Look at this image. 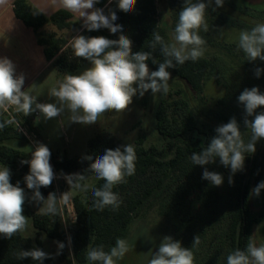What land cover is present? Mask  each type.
Returning <instances> with one entry per match:
<instances>
[{"label":"clouds","instance_id":"clouds-1","mask_svg":"<svg viewBox=\"0 0 264 264\" xmlns=\"http://www.w3.org/2000/svg\"><path fill=\"white\" fill-rule=\"evenodd\" d=\"M101 0H51L52 5L71 13L87 31L107 29L112 34H119L118 39L104 36H85L77 34L69 43L76 58H82L89 66L78 74L66 73L57 86L49 90V96L54 102H38L37 97L25 91V75L17 73L16 65L6 56H0V110L5 112L14 107L17 113L25 117L38 113L45 122L61 116L65 111L70 115L69 123L81 125L96 124L99 117L108 112L125 113L130 110L134 97H143L149 90L153 97L157 94L166 96L170 91L169 69L178 68L187 61L197 62L206 51L207 41L199 34L202 30L207 33L209 26L206 11L211 8L224 6L225 0H184L178 20L170 39H165L158 33H152L153 39L149 45L151 51H133L132 40L123 34V26L115 23L118 20L116 11L109 7L113 0H107L105 8L96 7ZM137 0H115L116 8L124 13L135 11ZM7 0H0V8L6 6ZM215 5V6H213ZM223 35V32H221ZM237 49L244 53L249 63L264 61V22H254L250 29L240 30L235 38ZM159 46L163 61H159L153 53ZM158 65L151 71L147 61ZM264 68L256 67L254 75L259 78ZM238 104L243 107V125L250 131L247 140L241 131V126L235 116L227 123L215 128V135L199 152H193L189 159L193 165L203 167L202 179L211 186L220 187L224 184V176L215 171H209L206 165L219 164L230 170L228 184H234L235 174L245 170V159L255 154L257 143L264 139V93L259 87L245 88L238 96ZM251 118V119H250ZM15 124L20 130L21 123L15 119L0 122V130L7 125ZM35 147L31 150V159L21 160L20 163L29 166V172L24 176L29 196L20 182H10L11 171L4 165L0 167V236L10 240L18 233L28 229V217L23 215L26 201L38 205L42 215L57 214V198L54 192L45 198L40 189L49 187L57 178L50 164L51 151L39 141H33ZM83 160L89 161L87 170L95 175L97 180H103L102 187L93 188V208L103 212L106 208L116 211L123 203L120 195L113 189L126 183L136 171V152L132 144L105 149L101 154L85 155ZM63 178L71 189L87 192L89 185L81 183L85 180L83 174L65 175ZM264 190V180L251 189L250 194L259 197ZM76 220L75 209H72L71 221ZM67 222V221H65ZM44 237H42L43 239ZM57 252L53 255L38 247L20 250L16 253L17 260L31 258L35 264H43L46 259H54L62 253L65 243L55 241ZM201 240L196 235L191 248L182 246L180 240L170 235L164 236L158 251H149L146 264H196L193 249H198ZM71 245V237H68ZM130 245L127 239L117 238L115 245L105 251L103 245L91 247L86 254L89 264H118ZM226 264H264V244L249 240L244 249L236 248L229 252Z\"/></svg>","mask_w":264,"mask_h":264},{"label":"rangeland","instance_id":"rangeland-1","mask_svg":"<svg viewBox=\"0 0 264 264\" xmlns=\"http://www.w3.org/2000/svg\"><path fill=\"white\" fill-rule=\"evenodd\" d=\"M181 3H184V0H163V3L159 4V19L166 29L169 39L177 22L176 11L177 8L181 7ZM206 20L209 31L205 33L201 30L199 33L207 41L203 58L213 63L216 73L208 77L200 92L189 90L176 75L170 72L172 79L169 81L170 91L168 95L157 94L153 97L149 90L142 98L139 96L133 98L129 111L125 113H105L93 125L69 123L68 117L70 114L67 111L47 122L43 120L42 116L36 117L35 113L25 117L22 113L13 111L16 115L23 116L31 121V126L35 131H38L40 127L42 128L39 136L52 153L66 155L70 158H82L88 155L89 142L99 136L111 140L115 148L126 144L141 146L145 149L152 146L159 149L167 147L168 141L164 140L156 130V111L162 101L167 103L169 112L176 118L181 119L187 114H191L193 118L191 128H197L201 134L207 132L210 128L215 130L217 126L227 123L233 116L241 125L243 120L241 122L240 117L243 116L244 110L238 104L237 98L245 88L254 86L259 87L263 93L264 85L261 82L264 83V73L256 78L254 65L264 68V61L247 62L244 53L237 49L235 38L240 30L252 28L254 22H264V0H225L224 6L217 8L216 11H212L211 8L207 10ZM221 32H223V35H221ZM57 34L68 41L62 53L67 52L69 62L73 64V62L79 60L80 58L74 56L69 43L74 34L69 31H62ZM88 66L89 63L86 62L78 69L64 72H60L55 66L51 67L32 86L33 95L37 97L38 102H54V98L49 96V90L57 86V82L62 80L66 73L78 74ZM244 76H248L247 79L251 81V84L248 80L243 82ZM229 113L230 116L227 118ZM34 117L35 120L33 121ZM248 134H250V131L247 132ZM247 135L245 136L246 140ZM19 149L29 155L32 150L28 142L21 144ZM256 149L255 154H252L253 165L250 167V172H248L246 178L245 205L248 217H259V220L252 225L249 237V240H254L259 245L264 244V190L261 191L259 197L252 196L250 192L253 187L264 180V139L258 142ZM172 156L167 155L165 160H169ZM2 166L4 165L0 163V167ZM204 167L224 176V184L218 187L219 202L215 206L207 207L203 199L190 196L184 207L174 206L170 195L174 190H177L179 179L178 175L170 173L165 182L169 187H166L165 193L160 196L164 201L160 203L159 198H151L145 203L140 217L135 218L132 223L127 238L130 249L125 257L118 261V264H146V259L150 258L148 252L150 250L158 251V245L166 235L180 240L182 246L186 248H191L194 236L199 235L201 243L198 249H193L195 262L196 264H206L203 260L213 252V246L217 249L220 246L218 238L216 239L219 233L216 234V231L221 232L226 224L224 220L220 221V215L213 214L210 218V214L214 209L218 213L221 210L220 206L227 202L229 172L219 164V160L215 164ZM200 173H203L202 166H200ZM96 181L95 176H91L81 183L89 185L90 188ZM58 185L59 190L55 192L57 198L63 193L68 196L67 201H64L61 197L56 205L62 216V226L67 231L71 222L72 209H75L74 200L77 196L82 197L85 192L71 189L67 181L65 183L63 181L62 184L59 182ZM26 193L29 196L32 194L30 192ZM43 196L47 198V195ZM29 206L31 210L41 214L38 205L30 202ZM172 207H176L173 212H171ZM23 215L28 217L24 211ZM184 224L187 227L189 226L190 230ZM21 235L32 240L37 237V231L30 217H28V229L22 232ZM42 237L44 238L42 239ZM40 238L43 243L42 250L54 255L57 252V244L55 243L57 240L49 238L45 234H42ZM66 255L73 260L71 245H67ZM219 257L218 252L210 259L212 264H217ZM54 262L55 264H67L62 258V253L55 256Z\"/></svg>","mask_w":264,"mask_h":264},{"label":"trees","instance_id":"trees-1","mask_svg":"<svg viewBox=\"0 0 264 264\" xmlns=\"http://www.w3.org/2000/svg\"><path fill=\"white\" fill-rule=\"evenodd\" d=\"M160 3H163V0H137L135 11L131 13H124L116 8L115 0L109 5L116 11L118 16V20L115 23L122 25L123 34L132 40L133 51H151L149 45L153 39V31L158 32L165 41L169 40L168 33L159 19ZM106 4L107 0H101L96 7L105 8ZM180 6L175 14L176 20H178V14L183 3ZM105 11L107 12V8H105ZM14 12L18 19L22 20L27 27L33 29L37 34L38 44L44 48L47 61L53 62L60 72L78 69L87 61L80 58L73 64L70 63L66 55L67 52L62 53L68 41L58 36L55 32L41 31L46 25H52L58 31L72 32L73 36L81 34L85 36H104L109 39H118L119 36V34L110 33L107 29L89 32L82 28V22L76 20L69 12L64 10H59L47 17L27 0H16L14 2ZM158 49L159 46L153 55L162 62L163 57ZM147 63L149 68L158 69V65L153 64L151 60L147 61ZM256 67L258 66L254 65V69ZM169 71L176 75L193 92H200L208 77L216 73L213 63L203 57L197 62L187 61L185 64L178 66V68H172ZM247 77L244 76L243 82L248 80ZM248 81L251 84V81ZM261 84L264 85L263 82ZM260 91L262 92V90ZM168 107L167 103L162 101L156 111V130L164 140L168 141L167 147L159 149L152 146L149 149H145L141 146H134L137 157L135 174L127 177L126 183H122L113 189L123 201L118 210L113 211L111 208H106L103 212H99L93 208L94 197L92 189L102 187L103 180H97L82 197L77 196L75 198L74 206L77 219L68 226L67 231L62 226L61 215L58 211L55 216L42 215L31 210L30 202L26 201L23 206L24 213L32 219L33 226L37 231V237L32 240L18 233L8 240L0 236V264H35L31 258L17 260L16 253L21 249L29 250L33 247L42 249L43 243L40 238L42 234L65 243L66 246L62 250V258L67 264H89L86 254L91 247L103 245L105 251H108L115 245L117 238H128L132 223L135 218L140 217V213L149 199L159 198L160 203L164 201L160 196L165 193L166 187H169L165 182L169 178L170 173L178 175L179 179L177 190H174L170 195L174 206L184 207L186 200L190 196H197L203 199L207 207L215 206L220 200L218 187L211 186L208 181L203 180L200 166L193 165L189 159L193 152H199L210 142V139L215 135V131L210 128L207 132L201 134L197 128H191V120L193 119L191 114L179 119L171 115ZM260 110H264V108L258 109V111ZM229 116L230 113L227 118ZM6 120L5 117L0 115V122ZM240 120L242 122L243 116L240 117ZM240 126L246 140L245 136L249 130L245 129L243 122ZM249 136L250 134L247 135V139ZM24 143H27L25 138L20 136L12 125H7L3 130H0V163L10 169L11 183L15 184L19 181L20 186L26 192L32 193L24 183V176L28 174L29 166L20 163L21 160L31 158L29 154L19 149V146ZM114 148L115 146L111 140L99 136L89 142L88 155L95 157L105 149ZM167 155L173 156L169 160H165ZM50 159L54 169L58 172H63L67 175L80 173L84 175L85 179L95 176L87 170L90 162L82 158H70L66 155L51 152ZM252 165V155H248L245 159V170L235 174L232 186L228 184L227 202L220 206L221 210L218 213L214 209L210 214V218L213 214L220 215V221L224 220L226 224L223 226L224 229H221V232L216 231V234L219 233L216 239L218 238L220 246L219 249L213 246V252L203 260L206 264H212L210 259L218 252L220 257L217 264H226V257L230 251L246 247L252 225L259 220L257 216L248 217L245 205L246 178ZM227 172L230 174L229 169H227ZM40 192L42 195L47 196L49 193H55L56 189L53 182L49 187H42ZM176 207H172L171 212ZM184 226L186 225L184 224ZM188 227L186 226V228ZM69 236L71 237L73 260L66 255ZM43 264H55V262L54 259H46Z\"/></svg>","mask_w":264,"mask_h":264},{"label":"crops","instance_id":"crops-1","mask_svg":"<svg viewBox=\"0 0 264 264\" xmlns=\"http://www.w3.org/2000/svg\"><path fill=\"white\" fill-rule=\"evenodd\" d=\"M15 1L16 0H7L6 6L0 8V56H6L12 60L16 65V71L18 74L24 73L25 83L23 87L25 91L33 95L32 86L34 83L41 76L46 74L54 64L53 62L47 61L44 48L38 44L37 34L33 29L27 27L22 20L16 17L14 12ZM27 1L47 17L62 10H57L52 5L51 0ZM73 17L78 20L75 16ZM80 22H82V20ZM41 31L55 33L62 32L58 31L52 25H46ZM1 112L2 110H0V114ZM32 120L34 121L35 118ZM40 128L38 130L39 132L36 131L38 135L42 131V128ZM72 223L73 222L71 221L70 224Z\"/></svg>","mask_w":264,"mask_h":264},{"label":"built area","instance_id":"built-area-1","mask_svg":"<svg viewBox=\"0 0 264 264\" xmlns=\"http://www.w3.org/2000/svg\"><path fill=\"white\" fill-rule=\"evenodd\" d=\"M14 110V107H10L8 109L7 112L3 111L1 112V116L5 117L7 120L9 119H15L16 121H19L21 123L20 125V130H17V127L15 124H11L14 129L16 130V132L22 136L23 138H25V140L29 143V145L31 146V148H34L35 145L33 143V141H39L43 144H45L44 140L41 139V137L36 133V131L33 130V127L31 126V121L27 120L26 118L22 117V116H18L15 114V112L13 111ZM35 116L38 117L39 114L38 113H35ZM35 118V117H34ZM50 164L52 165L53 167V164L51 162V159H50ZM53 170L54 172L56 173V176L57 178L53 180V184L55 186V189H56V192H58L59 190V185L57 186V183H64L66 182V180L63 178V176L61 175V173L63 172H58L54 169L53 167ZM65 175H67L66 173H63ZM66 185V184H64ZM76 214V212H75ZM76 219H77V214H76Z\"/></svg>","mask_w":264,"mask_h":264}]
</instances>
